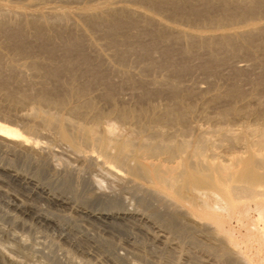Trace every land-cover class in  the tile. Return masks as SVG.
<instances>
[{
	"label": "bare ground",
	"instance_id": "bare-ground-1",
	"mask_svg": "<svg viewBox=\"0 0 264 264\" xmlns=\"http://www.w3.org/2000/svg\"><path fill=\"white\" fill-rule=\"evenodd\" d=\"M22 1L0 0V35L4 38L0 44V61L4 52L11 49V54L5 52L11 55L10 61L6 60L8 68L18 70L26 77L30 75L27 79L32 78L26 86L17 81L14 84L11 79L13 86L3 81L0 84L3 91L0 92V154L5 162L8 161L0 163V179L7 177L30 184L32 178L14 170L13 165L17 161L30 160L37 168L47 167L50 175L60 180L75 178L76 182L86 186L89 196L96 198L95 201H103L112 207H116L118 192L123 189L153 196L160 199V203L172 205L174 211L184 212L196 229L204 230V227L211 226L217 234H222L228 247L221 248L223 246L218 244L221 248L218 253L226 256L235 253L230 256H241L245 264H264V0H106L101 3L96 0H60L75 2L80 7L75 11L51 7L49 12L40 10L38 6L52 0H30L24 6ZM126 3L138 7H130ZM195 3L220 4L225 12L202 14L203 5H199L200 11L196 10L198 7H190ZM157 12L165 14L167 19L184 21L204 31L182 28L157 16ZM90 27L98 28L103 42L96 37L98 33L96 36L91 33ZM140 34L151 37L156 42L154 45L164 44L166 52L177 47L184 55L183 59L205 52L209 58L206 64L209 65L226 64L228 54L237 56L243 53L253 58L254 61L251 60L260 67V73L256 79H251L250 85L253 86L250 92L243 89L239 83L241 80L233 79L227 87L214 88L216 90L213 89L211 95L209 92V96L204 95L206 90L203 86L193 88L195 91H189L190 87L187 90L186 86L184 90L181 87L184 82L180 85L174 74H180L186 63L182 65L183 69L175 59L166 58L168 55L164 56L166 59H154L150 56L155 49L151 43L149 47L137 41L140 48L136 50L134 45ZM22 35L30 42L45 40L43 44L46 46L42 45L45 47L41 52L36 53L33 48L31 52L27 50L31 46L27 47L28 43L21 40ZM148 39V43L151 42ZM59 44L66 50L75 51L82 47L83 50H91L90 53L95 52L98 68L92 67L91 54L87 52L89 56L82 48L81 51L76 50L77 54L73 53L76 57H59L58 61L54 52ZM104 47L113 49V55L107 56L110 51L107 52L106 48L104 52ZM129 56L137 57L134 63L143 64V69H139L143 70V77L137 76L140 77L139 83L134 85V89L129 86L133 90L125 94L123 81L135 83L127 68ZM117 58L119 66H109L111 60ZM3 61L2 58V64ZM102 63H108V68H104ZM254 66L249 63L235 68L237 72L243 71L245 76L244 71L248 73ZM106 70L112 76L122 75V79L118 82L112 80ZM149 70H161L165 74L163 77L160 74V79H145L144 72ZM239 74L236 77L242 76ZM137 77L134 76V80ZM6 79L8 82V77ZM197 96L210 104V108L217 109L215 114L212 111L215 116L211 117L215 125L210 119L208 121L212 124L205 121L207 125L215 126V129L210 126L214 134L208 132L209 127L204 122L201 126L208 130L193 125V117L211 116L191 101H195V97L197 100ZM127 99L135 100V105L123 104ZM253 102L257 108H253ZM23 107L30 109L22 112L20 109ZM11 115L21 123V128L18 123L14 125L15 122L10 121ZM238 119L248 122L242 120L244 124L235 128L234 123ZM37 134L52 138L57 144L37 139ZM220 148H226L225 152L222 153L224 150ZM85 172L90 173V179L87 175L82 177ZM51 202L67 205L63 199L55 197ZM167 208L164 209L168 211ZM128 212L137 214L133 209ZM103 215H106L103 218H109L107 213ZM233 219L247 230L242 242L232 234ZM240 244L245 248H239ZM0 258L9 264L19 262L12 251L4 249H0Z\"/></svg>",
	"mask_w": 264,
	"mask_h": 264
},
{
	"label": "rangeland",
	"instance_id": "rangeland-1",
	"mask_svg": "<svg viewBox=\"0 0 264 264\" xmlns=\"http://www.w3.org/2000/svg\"><path fill=\"white\" fill-rule=\"evenodd\" d=\"M4 1H7V0H4ZM105 1L106 0H96V2H100V3L105 2ZM28 2H30V0H23L21 5L24 6ZM4 3H8V2H4ZM126 5H128L130 7H134V8L138 7V5H134L133 3H126ZM199 5L201 6L203 4L195 3L194 5H191L190 7L193 6L192 7L193 9H196L198 7L196 10L200 11L199 8H201V7H199ZM51 7L65 8V9H69L71 11L72 10L75 11L76 8L80 7V5L75 3V2L65 3V2H62L60 0H57V1L52 0L49 2H41V4L38 6V8L44 12H49ZM141 7H142V9H145V10L148 9L146 6H141ZM210 7H212L214 9V12H213V9ZM223 8L224 7H222V6L220 8V4H212V5H210V4L206 5L205 4L201 8V11H203L201 13L205 14V12H206V14H213V13L214 14H216V13L221 14V13L225 12V8L224 9ZM203 9H205V10H203ZM215 9H216V12H215ZM188 10L189 9L187 8V11ZM206 10L207 11L211 10V12H207ZM218 11H221V12H218ZM157 16L164 18L166 21H168L170 23H174L178 26H181L182 28L184 27L185 29H188L191 31H204V29L201 30L199 28L194 27L193 25L187 24L184 21L167 19L166 15L163 13H161V14L158 13ZM189 27H191V28L189 29ZM194 29H196V30H194ZM89 30L91 31L92 34L94 32V34H93L94 36H96L98 33V28H96V27H95V29H94V27H92V28L90 27ZM98 34H99V36L97 35L96 37H99V39H100V37H102L101 36L102 34L101 33H98ZM141 35L142 34H140V37L138 35L139 39L136 38V44L134 45V48L136 47V50H139L137 47H139L138 44H140V43L144 46L149 45V47L151 45H153L155 49L157 48L156 49L157 51L155 49H153L154 51L153 50L151 51L152 54L150 53L151 57H153V58L155 57L154 59L170 58V59H175L176 62L178 61L177 63L179 64V66L181 64V68H183V66L185 65L186 68L184 67L185 69L183 68L184 70H181L180 74L178 72V73H175L174 76L177 77L176 79L179 78L180 85H181V83L184 82L182 84L183 86L181 85V87L183 89L186 88V86H187L188 87L187 90H189V87H190L189 91H191V90L195 91L193 88L196 89L197 87L203 86L202 88L203 89L205 88V90H206V93L204 95L209 96L208 93L210 92V95H211L214 92V91H212L214 88H216V89L221 88L222 89L223 86L227 87L230 80L232 81V79H233V80H236L237 82L239 80H241V81H239V83L241 84L242 87L244 86L243 89L245 91L247 90L250 92V91H252V86H253V85H250L251 81L253 79H256L257 78L256 75H258L260 73V67L253 62L254 61L253 58L250 56L248 57L246 54H243V53L238 54L239 56L238 55L237 56H231V54H228L226 64L223 63L224 64L223 65V64L213 63L211 65V63H210V65H211L210 66L209 64H206L209 62V58L206 57L208 55L205 52L194 53L197 56H195L193 54L194 56L193 55L185 56L187 59L186 58L183 59L184 55L182 54V52H180L179 49H177V47L176 48L171 47V49L169 48L166 52L165 51L166 47L164 46V44L163 45L162 44H160V45L155 44L154 45V43H156V42H153L151 37H149L146 34H144L145 36L144 35L141 36ZM0 37L2 39V35H0ZM141 37L147 43H145L144 40H140V39H142ZM20 38H22L21 40L23 41V43H25V44L28 43L26 45L27 47H28V45L31 46V48L29 47L30 49L29 48L27 49L29 51H31V49L33 48L32 50L33 51L36 50V53H38V52H41V49L43 50L44 47L46 46L45 44H43L45 40H39L37 42L32 41L33 42L32 43V42H30V40L25 38L24 35H22ZM148 38H150V40H151V42H149V43H148V41H149ZM1 39H0V44L2 43L4 38L2 40ZM101 40L102 39H100L99 41L101 42ZM262 40L264 41V39H262ZM58 41H57V43H58ZM137 41L139 42L138 44H137ZM102 42H103V40H102ZM142 42H144L146 45L143 44ZM59 43H61V42L59 41ZM150 43H151V45H150ZM42 45H45V46L43 47ZM60 45L61 44H59V46ZM161 45H162V47H161ZM34 46H35V49H34ZM158 46H160V48ZM61 47L62 46H60L59 48L57 47L55 52H54L55 56L53 55L58 61L60 59H64L65 57L67 58L68 56L72 57V55H73V57H76L77 55H74L73 53H75L77 51H81V48H82V47L77 48L76 49L77 51L76 50L74 51V49H73V51H74L73 52L72 50H66L63 47L62 48ZM162 48H164V50H161ZM61 49H62V52H61ZM84 49L86 51L83 50V48H82V51H84L85 53L91 52V50L89 51V49L87 50V48H84ZM105 49L107 52L110 51V53L108 52L109 54L107 53V56L113 55V51H112L113 49L108 48V47H104V49H103L104 52H106ZM158 49L161 51H159ZM173 49H175V50H173ZM171 51H174V52L172 53ZM5 52H9L11 54V49L7 50ZM5 52H4V56H2V58L4 60L3 64H5V66L2 64V58L0 61V65H1L0 66V80H1L0 84H2L4 82L5 84H9L8 86H13V83L15 81H17V82H20L21 84L26 86L30 81L32 82V80H31L32 78H28L29 80L27 79V77L30 75L27 74V77H26V75L19 73L18 70H17L18 71V73H17L16 69H13L12 67L8 68L7 65H8V62L10 61L11 55H9V53H5ZM70 52H72V54ZM154 53H155V55H153ZM5 54H7V56ZM75 54H77V53H75ZM90 54H91L90 59L92 62V64H91L92 67L94 66V67L98 68L99 64L97 63L95 52L92 51V53H90ZM90 54H88V55L90 56ZM92 54L94 56H92ZM165 55H168V57H166ZM141 56L144 57L143 55H141ZM172 56H173V58H172ZM182 56H183V58H182ZM59 57H60V59H59ZM61 57H64V58H61ZM130 57H131V59H130ZM188 57H189V59H188ZM7 58L9 59V61L7 60ZM190 58H192V59H190ZM232 58H234L235 61H233ZM236 58H238V59H236ZM141 59H143V58H141ZM6 60L8 62H6ZM94 60H96V62ZM116 60L119 62L118 58L115 59L114 61L113 60H111V61L113 63V62H116ZM126 60H127V62L129 61V63L125 62L128 64V66H127V64H125V65L127 66L128 71L130 70L129 73L131 75L130 77H131L132 81L135 82V83H133V82H131V80H129V83H128V80L127 81L122 80L123 81L122 88L124 89L123 90L124 93L125 92L129 93V92H132L131 90L134 89L133 88L134 85L136 86L137 83H139L138 79L141 76L143 77V72H141L143 70H141V71L139 70V69H143L142 68L143 64L140 65V63L138 64L137 61H136V63L138 65L136 63H134V60H137V57H134V56H129V58L127 57ZM175 60H174V62H175ZM229 60L231 63L229 62ZM236 60L239 62H237ZM21 61H22V63L25 62L24 60H21ZM132 61H133V63H132ZM183 61H185V62H183ZM118 62L113 63L114 65H112V63H109L110 65L108 63H102V66L104 68L105 67L108 68V65L111 67H114V66L118 67L119 66ZM235 62L239 63L241 66L247 65L250 63L253 66L255 65L254 66L255 68L253 67L254 69L253 68H252V70L250 69L251 71L248 70V73L246 71H244L245 76H243V73H242L243 71H241V72L236 71L235 67L240 66V65L239 64L237 65V63H235ZM184 63H186V64H184ZM227 64H228V66H227ZM231 64L235 65V66H232ZM105 65H107V66H105ZM187 66H188V68H187ZM223 66H224V68H223ZM231 66H232V68H231ZM228 67H230V68H228ZM218 68H219V70H218ZM11 69H12V71H11ZM136 69H138V70H136ZM256 69H258L259 71ZM109 70H106V72ZM185 70L186 71L188 70L187 73L185 72ZM134 71H137V74H136V72L134 73ZM156 71L149 70V71L144 72L145 79H149L150 77H152L150 79H155V78L160 79L161 76L163 77V75L165 74V72H163L161 70L160 71L163 73H161L159 70H158L159 72L158 71L156 72ZM182 71H184L185 73ZM214 72H215V74H214ZM231 72H233L232 73L233 75L231 74ZM16 73H17V75H16ZM154 73L157 75H154ZM181 73L183 74V76H184V74H187V75H185L183 77ZM238 73H240L239 75L240 76L242 75V76L236 77V76H238ZM107 74L113 78L112 80L115 79V81H117V82L122 79L121 78L122 75H120V74L116 75L117 77L115 75H114L115 77L112 76L110 71L107 72ZM133 74H136V75H133ZM149 74H151V75H149ZM160 74H161V76H160ZM2 75L6 78L8 77L9 83L7 82L6 78H5L6 81H4L5 79ZM18 75L21 77H19ZM229 75H231V77H229ZM134 76L135 77L140 76V77H137V79L134 80L135 79ZM154 76H157V77H154ZM9 77H11V78H9ZM18 77H19V79L17 80ZM23 77L24 78L26 77V78L23 80ZM10 81L13 83L10 84L11 83ZM17 82H15L14 84H17ZM242 82L244 83L243 85H242ZM127 83H128V85H127ZM131 83H133V85ZM129 86H130V88L132 86L133 89H130ZM0 87H1V85H0ZM125 88H126V90H125ZM216 89H214V90H216ZM184 90H186V89H184ZM121 91L119 93H121ZM0 92L1 93L3 92L2 89ZM1 93H0V99H2ZM120 96L122 97L123 94L121 93ZM200 97L197 96V100L195 97L194 98L195 101H193V100H191V101L193 103L194 102L196 103V105L195 104L194 105L198 109L203 110V111L204 110L207 111L208 116L209 115H211V116L206 117L207 115L206 116L202 115V117L199 118V116L197 115L198 120H196L197 116H195L196 118L193 117L194 118L193 119V125H195L197 127L199 126L203 129L204 128L206 129V127L208 126L209 130H208V128L206 130H208V132L209 131L212 132L213 130H211V128H210L211 125H209V124L207 125L206 122L209 123L212 120L211 117L215 116L214 114L217 111V109L215 107H213L214 109L210 108V104H208L209 105L208 106L207 103H205V101L202 98L199 99ZM127 100H125L126 102L123 103L127 106H133L136 103L135 100L134 101L131 99H127ZM200 100L201 101L203 100V101L200 102ZM130 101L132 103H130ZM197 101H198V103L200 102L199 105H198ZM255 104H256V102H253L251 104L253 106V108L258 107V105L256 106ZM102 105L104 107L106 106L104 104V102H102ZM204 108H206V109H204ZM29 109H30V107H23L20 110L22 112H25V111H28ZM212 111L214 112V114ZM12 115H11L10 121L12 123L15 122L14 125H16L18 123L17 126H20V128H21V123L16 120L15 116L13 117ZM13 119H15V120H13ZM209 119H210V121H208ZM199 120L201 122H196ZM238 120L235 121V123L237 122V124L234 123L235 126L233 125L235 128H237L239 124L240 125L244 124V122L247 121L246 119H238ZM242 120H244V122ZM250 121H252V120H250ZM203 122L205 123V126L207 125L206 127L201 126L203 124ZM211 122L213 123V121H211ZM195 123H197V124H195ZM252 123H253V121H252ZM203 126H204V124H203ZM214 127L215 126H213L212 129H215ZM212 134H214V133L212 132ZM35 137L37 139L42 140V141L50 142L54 145L57 144V142L55 143L52 138L45 137L43 134H37V135H35ZM220 149L224 150V151H222V153H224L226 150V148H223V149L220 148ZM220 149L218 150L219 152H220ZM4 160L6 161V159H4L0 154V163L1 164L8 163V161L5 162ZM18 162L19 161H17L15 164H13V165H15L14 170H16V171L19 170L18 172H20V173L23 172L24 175L26 174L29 178H32L33 183L31 182L30 184H26L24 182L15 181V180L9 179L7 177H3L2 179H0V249L1 250L4 249V251H7V252L9 251L10 253L12 251V255L17 260H19L18 264H225V262H226V264L227 263L228 264H230V263L231 264L232 263L233 264H245V263H243L244 260L241 256L237 255L236 257H233L234 259L232 258V256H230L232 254H233V256L236 255L235 253L227 254L230 257L226 256V254H223V253L221 254L220 252H219L220 254L218 253V250H220L221 248L228 247V242H226V240H224L225 237L222 234H221V236H220V234H217L215 232L214 228H213V230L211 229L212 228L211 226H210L211 228L210 227H208V228L204 227V230L207 229L206 231H204L201 228H199V230H198V227L196 229V227L191 226L192 225L191 221H190V219H189L190 222L188 221V217H186V215H184L185 214L184 212H183L184 213L183 214V213L179 212L178 210L174 211L175 210V209H173L174 207L170 204L167 205V202H166V204H165V202L163 203L162 201L160 203L159 202L160 199L158 200V198H155V197L152 198L153 196H148V195H145L142 193L136 194V192H134L132 190L123 189L122 191L118 192L119 199L117 201L118 203H117L116 207H112V205L105 203L103 201L100 202V200L99 201L97 200L98 201V203H97V201H95L96 198H92L91 196H89L90 194L88 192V189L85 188L86 186L84 185V187H83V183L80 184V182H78V181L76 182L75 178L73 180H71V179L65 180L66 181L65 182L64 179L60 180L61 178L55 177L51 174L53 176L52 177L50 175L51 172L47 167L37 168L36 164L30 160L20 161L19 163ZM29 166H31V168ZM87 173H89V172H87ZM86 175H87V179H90V177H91L90 173L86 174V172H85L82 174V177L86 178ZM33 178H35V179H33ZM1 180H3V181H1ZM19 183H21L22 185ZM39 187H40V189H39ZM124 191L125 192L129 191V192L125 193ZM121 193H122V195H120ZM54 197L57 199H61V200L63 199L64 201H66L67 205L63 206L60 203L51 202ZM150 199H152V200H150ZM155 199H157L158 201ZM104 203H105V205H104ZM118 204H119V206H118ZM169 206H170V208H169ZM171 206H172V208H171ZM165 207L166 208L168 207L167 208L168 211L166 209H164ZM130 208L135 210V212L137 210V212H136L137 214H135V215L130 214L128 212V210H131ZM110 211L112 212L111 215L108 214ZM170 212H171V214H170ZM177 212L180 213V215H178L179 217L177 216V214H179ZM102 213L103 214L107 213V215H109V218H107V219L103 218L106 215H103ZM131 215H132V217H131ZM99 216H101V217H99ZM126 216H128V217H126ZM177 218H179V219H177ZM185 219H187V220H185ZM180 220L183 221V223ZM233 220H235V222ZM233 220L231 221V227L234 228V229L232 228V234L237 241L242 242L244 234L245 235L247 234V230L245 229V227L242 224L238 223V221L236 219H233ZM187 224H189L190 226ZM186 227L188 230L186 229ZM192 227H194V228H192ZM235 230H236V232H235ZM207 231H209V232H207ZM234 233H235V235H234ZM239 233H240V235H239ZM222 236H223V238H222ZM217 245L218 246L221 245L223 247H221L219 249V247ZM239 248H245V247L243 244H240ZM238 257H240V258H238ZM0 264H9V263L6 262L5 260L3 261V259H1Z\"/></svg>",
	"mask_w": 264,
	"mask_h": 264
}]
</instances>
